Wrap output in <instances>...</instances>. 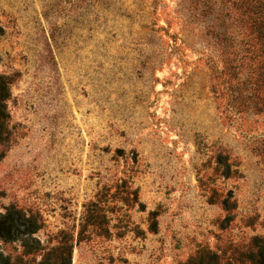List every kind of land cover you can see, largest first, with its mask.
Here are the masks:
<instances>
[{"label":"rangeland","instance_id":"374dc122","mask_svg":"<svg viewBox=\"0 0 264 264\" xmlns=\"http://www.w3.org/2000/svg\"><path fill=\"white\" fill-rule=\"evenodd\" d=\"M235 1L0 0V211L70 264H255L264 105L226 90Z\"/></svg>","mask_w":264,"mask_h":264},{"label":"trees","instance_id":"16d2710c","mask_svg":"<svg viewBox=\"0 0 264 264\" xmlns=\"http://www.w3.org/2000/svg\"><path fill=\"white\" fill-rule=\"evenodd\" d=\"M232 4L242 16V30L236 36L227 34L228 45H222L225 74L232 79L226 90L236 111H261L260 106L264 105V1L236 0ZM9 96V81L0 75V144L7 138ZM39 228L33 215H27L12 204L5 206L0 211V242H19L22 251L12 258L0 247V264H70V244L60 241L55 246L43 247L35 236ZM253 256L257 257L255 264H264V248Z\"/></svg>","mask_w":264,"mask_h":264}]
</instances>
